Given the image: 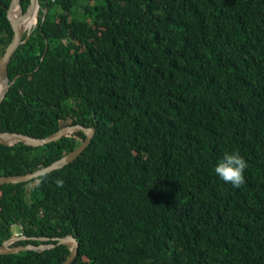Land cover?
Instances as JSON below:
<instances>
[{
    "label": "trees",
    "instance_id": "trees-1",
    "mask_svg": "<svg viewBox=\"0 0 264 264\" xmlns=\"http://www.w3.org/2000/svg\"><path fill=\"white\" fill-rule=\"evenodd\" d=\"M0 0V58L15 30ZM32 0H22L27 13ZM13 54L0 134L45 139L95 128L73 162L0 185V264H264V0H39ZM30 34V36H29ZM74 132L40 147L0 144V176L76 150ZM237 150L244 182L214 165ZM60 181V183H58Z\"/></svg>",
    "mask_w": 264,
    "mask_h": 264
},
{
    "label": "water",
    "instance_id": "water-1",
    "mask_svg": "<svg viewBox=\"0 0 264 264\" xmlns=\"http://www.w3.org/2000/svg\"><path fill=\"white\" fill-rule=\"evenodd\" d=\"M22 0H13L11 7L8 9L9 19L14 27L15 30V36L12 41V43L7 48V51L3 54V56L0 58V81H3L7 84V87L5 91L3 92L2 96L0 97V105L2 101L5 98L6 92L9 89L11 83L9 82V75H8V66L10 63V60L15 53V51L20 47V45L23 43V39L25 37V31L22 30L20 24L21 19H15L13 16V10L14 7L17 5H20L22 8ZM39 4V0H32V3L29 7V10L25 15L28 13H31L35 10L36 5ZM40 5V4H39ZM41 7V6H40ZM30 36V34H29ZM74 132H83L86 135V140L74 151L70 152L63 158L59 159L58 161L54 162L48 167L39 169L37 171H34L33 173H28L26 175H16V176H0V185L2 184H14V183H23L26 181H29L31 179L37 178L39 176L45 175L47 173H50L54 170L60 169L64 167L65 165L70 164L75 159H77L84 150L89 146L94 134H95V128H85L80 125L75 126H67L62 129H60L58 132L52 134L51 136L45 138V139H36L32 137H28L23 134L18 133H3L0 134V144L8 145L10 142H8L7 139H14V144L23 143L25 145H29L32 147H40L44 146L48 143L57 141L65 136L70 135ZM25 240H34V241H41L46 242L49 241L48 238H28L25 236H13L12 238L6 240L3 242L2 245H0V254H12V253H19L23 251H44L46 249H51L55 247V245H48V244H42L39 246H35L33 244L29 245H19V246H13L14 243L25 241ZM55 240L58 242V245H65L69 248H71V254L69 258L63 263V264H71L74 259L77 256L78 253V242L77 240L72 236L68 235L63 238H55Z\"/></svg>",
    "mask_w": 264,
    "mask_h": 264
},
{
    "label": "clouds",
    "instance_id": "clouds-1",
    "mask_svg": "<svg viewBox=\"0 0 264 264\" xmlns=\"http://www.w3.org/2000/svg\"><path fill=\"white\" fill-rule=\"evenodd\" d=\"M247 161L237 150L224 152L214 165V172L224 182L238 187L244 182ZM60 183V181H58Z\"/></svg>",
    "mask_w": 264,
    "mask_h": 264
},
{
    "label": "bare ground",
    "instance_id": "bare-ground-1",
    "mask_svg": "<svg viewBox=\"0 0 264 264\" xmlns=\"http://www.w3.org/2000/svg\"><path fill=\"white\" fill-rule=\"evenodd\" d=\"M40 4V3H39ZM37 4L35 10L31 13L25 15L23 8L20 5L14 7L13 16L15 19H21V28L23 31L27 32L28 30L34 29L39 21V12L41 9V5ZM26 34V33H25ZM7 84L3 81H0V97L2 96L3 92L5 91ZM8 141H14V139H7Z\"/></svg>",
    "mask_w": 264,
    "mask_h": 264
},
{
    "label": "rangeland",
    "instance_id": "rangeland-1",
    "mask_svg": "<svg viewBox=\"0 0 264 264\" xmlns=\"http://www.w3.org/2000/svg\"><path fill=\"white\" fill-rule=\"evenodd\" d=\"M29 32H31L30 30H28ZM14 236H21L20 233V228L19 227H14Z\"/></svg>",
    "mask_w": 264,
    "mask_h": 264
}]
</instances>
